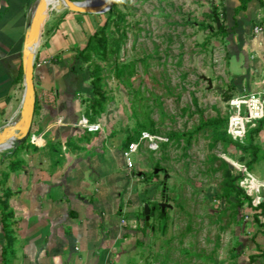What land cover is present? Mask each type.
<instances>
[{"label": "rangeland", "instance_id": "374dc122", "mask_svg": "<svg viewBox=\"0 0 264 264\" xmlns=\"http://www.w3.org/2000/svg\"><path fill=\"white\" fill-rule=\"evenodd\" d=\"M225 2L114 0L113 14H98L102 25L108 21L104 33L91 36L88 48L73 56L72 67L86 86L78 89L74 110L51 109L45 142L37 149L24 146L36 157L34 164L25 156L27 169L19 160L23 153L9 155L1 181L33 173L60 179L62 187L72 179L79 186L98 179L95 187L110 188V196L78 187L74 200L83 198L100 211L115 209L116 264H236L238 251L245 261L254 257L234 242L235 222L247 211L238 202L240 181L251 175L232 158L233 153L239 158L242 148L227 134V125L230 101L257 88H242L230 69L237 68L224 30ZM37 108L39 114L43 107ZM83 118L100 129L78 127ZM259 123L248 126L246 139ZM143 131L168 141L156 152L142 145L134 172L126 171L125 143ZM256 182L251 177L243 185ZM62 197L56 196L57 203ZM162 203L171 206L163 215ZM145 205L151 210L149 226ZM65 213L61 208L58 220L63 222Z\"/></svg>", "mask_w": 264, "mask_h": 264}, {"label": "crops", "instance_id": "0c3cea01", "mask_svg": "<svg viewBox=\"0 0 264 264\" xmlns=\"http://www.w3.org/2000/svg\"><path fill=\"white\" fill-rule=\"evenodd\" d=\"M35 2L0 0V129L19 119L25 89L22 64L24 38ZM225 5L229 17L223 23L224 30L229 33L228 40L233 48L230 60H234L237 68L230 69L238 75L242 88L251 86L257 88L252 93L262 92L264 0H226ZM255 26L262 28L258 35L253 33ZM101 28L98 14L48 8L41 22L35 55L36 101L30 135L24 143L0 151V173L8 156L17 152L23 153L19 155V160L25 168L34 164L36 157L30 148L28 150L24 146L37 149L45 142L44 136L53 125L49 114L51 109L64 113L74 110V104L79 99L78 89L86 86L79 81L82 76L72 67L73 56L83 50L90 37ZM38 106L43 107L39 114L36 112ZM259 122L258 127L247 136L248 139L246 133L240 149L242 154L238 158L233 153L232 158L262 183L264 118ZM42 125L45 127L36 132ZM6 180L1 181L0 177V264L6 260H11L13 264H116L115 209L106 207L105 211H100L95 204L88 206L83 198L74 200L79 188L93 194L89 192L91 188L104 197L110 196V188L98 187L97 184L95 187L98 179L86 181L80 186L72 179L65 181L66 185L62 187L60 184L64 183L60 179H40L34 173L26 177L6 176ZM250 184L243 187L249 188ZM258 184V190L252 195L243 190L242 197H239L240 206L246 207L247 211L241 214L239 222H235L238 237L234 241L241 243L238 249L248 248L249 253L255 255L245 261L238 251L234 257L236 264H264V187ZM4 189L9 190L3 194ZM60 194L63 201L57 203L56 196L60 197ZM63 207L68 214H64L62 222L57 216L61 215ZM100 213L104 219L98 218ZM249 243L256 244L252 247ZM252 248L256 251L252 252Z\"/></svg>", "mask_w": 264, "mask_h": 264}, {"label": "water", "instance_id": "95a60500", "mask_svg": "<svg viewBox=\"0 0 264 264\" xmlns=\"http://www.w3.org/2000/svg\"><path fill=\"white\" fill-rule=\"evenodd\" d=\"M113 1L114 0H106V2L100 6H92L86 4L87 0H59L57 2L54 0H36L24 38L22 64L25 89L22 107L19 119L14 122L7 123L2 129H0V146L14 139L13 147H15L16 145L24 143L30 135L36 101V90L34 84L35 55L36 49L39 45L41 22L48 8L51 7L55 10L65 8L75 13L101 14L110 10ZM61 3H63L64 6H61ZM159 206L162 212H164L166 208H171V206L166 203H162ZM150 212L151 210L149 206L145 205L144 214L146 226L149 225Z\"/></svg>", "mask_w": 264, "mask_h": 264}, {"label": "built area", "instance_id": "2783aa9c", "mask_svg": "<svg viewBox=\"0 0 264 264\" xmlns=\"http://www.w3.org/2000/svg\"><path fill=\"white\" fill-rule=\"evenodd\" d=\"M262 28L260 26H255L253 28V33L255 35L260 34ZM231 116L227 125V134L234 141L240 144L244 143L245 135L247 133V128L256 127L257 122L264 118V91L258 93H252L247 96H238L233 98L230 103ZM243 109L245 112L243 113ZM77 126L86 129L90 132H96L100 129L99 124H90L84 118L77 123ZM32 138V142H34ZM168 139H163L157 137L148 131H143L137 140H133L128 144V146L122 151V158L124 163V168L126 171L134 172L135 162L134 155L138 153L142 145L146 146L149 151L156 152L161 148L160 144H166ZM245 172L246 169L243 167ZM246 173H244L245 175ZM249 179V176L245 175L243 180L240 181V187L247 193V195H252L253 191H257L260 183L264 187V182L257 181L256 184H250V187H243V183ZM249 186V185H248Z\"/></svg>", "mask_w": 264, "mask_h": 264}, {"label": "trees", "instance_id": "16d2710c", "mask_svg": "<svg viewBox=\"0 0 264 264\" xmlns=\"http://www.w3.org/2000/svg\"><path fill=\"white\" fill-rule=\"evenodd\" d=\"M72 1H73V0H72ZM74 1H77V0H74ZM112 10H113V7L108 11V16L111 15V14H113V13H111ZM107 22H108V21H107V19H106L105 23L102 25L101 30H100L99 32L95 33V34L92 36V37H94L93 39L98 38L101 34L104 33V30H105V28L107 27ZM219 29H221V28H219ZM100 38H101V37H100ZM93 39H92V40H93ZM103 41L105 42V40H103ZM89 44H91L90 41L88 42V44L86 45V47H85L83 50L87 49L88 46H89ZM96 84H97V83H95V82L92 83V90H95V92H96L97 89H98V88L96 87ZM94 102H95V103H98V100H94ZM214 123H216V122H211V125L214 124ZM209 124H210V122H209ZM205 125H207V124L205 123L204 126H205ZM139 136H140V134L137 135L135 138L129 139V140L125 143V148L128 146V144H129L130 142H132L133 140H137V139L139 138ZM237 145H240V146H241L240 143H238ZM228 156H229V155H228ZM240 189H241L242 192H244L242 188H240ZM236 192H237V193L239 192V189H238V188H236ZM236 196H237V194H236ZM161 214L163 215L164 213L162 212Z\"/></svg>", "mask_w": 264, "mask_h": 264}, {"label": "bare ground", "instance_id": "6f19581e", "mask_svg": "<svg viewBox=\"0 0 264 264\" xmlns=\"http://www.w3.org/2000/svg\"><path fill=\"white\" fill-rule=\"evenodd\" d=\"M54 1L57 2L59 0H54ZM105 2H106V0H89V1H87L86 4L92 5V6H100V5L104 4ZM61 5H63V3H61ZM13 146H14V139L10 140L9 142H6L4 145L0 146V151L12 149ZM250 178L251 177H249V179ZM252 180H253V178H252Z\"/></svg>", "mask_w": 264, "mask_h": 264}, {"label": "flooded vegetation", "instance_id": "af4514ba", "mask_svg": "<svg viewBox=\"0 0 264 264\" xmlns=\"http://www.w3.org/2000/svg\"><path fill=\"white\" fill-rule=\"evenodd\" d=\"M159 205H160V204H159ZM159 205H158V206H159ZM159 207H160V206H159ZM153 209H154V208H153ZM161 212H162V211H161ZM163 213H164V212H163Z\"/></svg>", "mask_w": 264, "mask_h": 264}]
</instances>
